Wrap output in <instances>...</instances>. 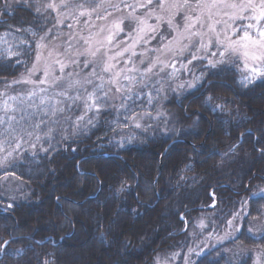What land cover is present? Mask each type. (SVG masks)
Here are the masks:
<instances>
[{"label": "trees", "instance_id": "16d2710c", "mask_svg": "<svg viewBox=\"0 0 264 264\" xmlns=\"http://www.w3.org/2000/svg\"><path fill=\"white\" fill-rule=\"evenodd\" d=\"M49 1L0 0V97L22 91L14 81L55 28ZM235 65L203 67L194 91L164 101L167 126L134 128L136 98L44 116L33 153L0 169L30 189L29 202L0 208V264H252L255 252L264 262V76L244 84ZM203 223L233 238L192 252Z\"/></svg>", "mask_w": 264, "mask_h": 264}, {"label": "rangeland", "instance_id": "374dc122", "mask_svg": "<svg viewBox=\"0 0 264 264\" xmlns=\"http://www.w3.org/2000/svg\"><path fill=\"white\" fill-rule=\"evenodd\" d=\"M262 3L98 0L89 6L80 0H50L55 28L38 41L28 74L14 81L22 91L16 95L6 91L0 97V169L20 162L23 153L32 154L36 144L29 139L40 134L43 117L52 120L68 107L80 105L86 116L110 108L123 110L136 98L144 110L132 118V125L142 130L161 123L167 126L169 117L161 111L162 103L171 95L181 98L194 91L203 67L238 63L235 67L242 83L259 80L264 76V48L259 46L264 31L259 15ZM245 33L251 41L243 39ZM78 122L74 126H80ZM162 133L168 134L167 129ZM171 143L166 153L175 144ZM29 195L26 182L12 174L0 177L3 211L29 202ZM200 226L206 235L192 252L199 248L203 254L233 238L232 233H206L204 223ZM88 249L85 246L81 254ZM81 254L71 253L72 257ZM252 260V264H264L261 252H255Z\"/></svg>", "mask_w": 264, "mask_h": 264}, {"label": "snow or ice", "instance_id": "6c2138e0", "mask_svg": "<svg viewBox=\"0 0 264 264\" xmlns=\"http://www.w3.org/2000/svg\"><path fill=\"white\" fill-rule=\"evenodd\" d=\"M49 7H53V5H49ZM260 18L264 19V3L261 4V11H260ZM251 27V26H249ZM260 37L262 38L260 41H259V46L261 48H264V31L260 32ZM244 40H248V41H251V37L245 33V36L243 37ZM253 43H256L255 41H253ZM227 50V49H226ZM236 49L235 48H232L231 51H235ZM107 70V69H106ZM98 183H100V185L102 186V181H99L98 180Z\"/></svg>", "mask_w": 264, "mask_h": 264}, {"label": "water", "instance_id": "95a60500", "mask_svg": "<svg viewBox=\"0 0 264 264\" xmlns=\"http://www.w3.org/2000/svg\"><path fill=\"white\" fill-rule=\"evenodd\" d=\"M177 142H178V140H175V141H173L171 144H174V143H177ZM165 153H166V151H165L164 154L162 155V158L164 157Z\"/></svg>", "mask_w": 264, "mask_h": 264}]
</instances>
